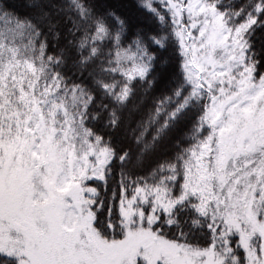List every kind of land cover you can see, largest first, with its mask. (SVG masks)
<instances>
[{
	"label": "snow or ice",
	"instance_id": "1",
	"mask_svg": "<svg viewBox=\"0 0 264 264\" xmlns=\"http://www.w3.org/2000/svg\"><path fill=\"white\" fill-rule=\"evenodd\" d=\"M0 264H264V0H0Z\"/></svg>",
	"mask_w": 264,
	"mask_h": 264
}]
</instances>
